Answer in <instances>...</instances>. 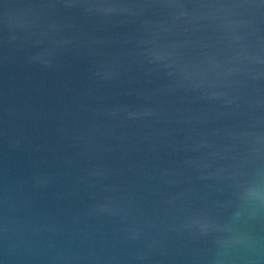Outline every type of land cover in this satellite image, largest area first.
Masks as SVG:
<instances>
[{
    "label": "water",
    "instance_id": "1",
    "mask_svg": "<svg viewBox=\"0 0 264 264\" xmlns=\"http://www.w3.org/2000/svg\"><path fill=\"white\" fill-rule=\"evenodd\" d=\"M0 264H264V0H0Z\"/></svg>",
    "mask_w": 264,
    "mask_h": 264
}]
</instances>
